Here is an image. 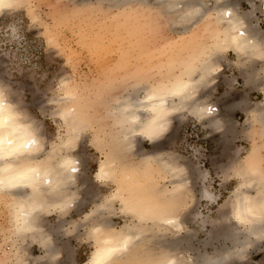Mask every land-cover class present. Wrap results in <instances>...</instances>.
<instances>
[{
  "label": "bare ground",
  "instance_id": "obj_1",
  "mask_svg": "<svg viewBox=\"0 0 264 264\" xmlns=\"http://www.w3.org/2000/svg\"><path fill=\"white\" fill-rule=\"evenodd\" d=\"M29 1L0 0V12ZM134 1L144 8L152 5L149 0ZM154 1L159 4L156 8L158 12L172 23L195 18L202 7L197 2H190L183 12L176 14V10L168 8L178 0ZM212 1L214 14H210L211 21L205 27L212 41L196 57L179 62V74L166 82L144 88L142 95L126 92L121 100L112 98L105 115L99 108L103 116L110 118L111 131L105 132V135H109L105 141L104 136L98 134L105 126L99 124L98 131L94 132L92 143L95 148L103 150L102 142L106 148L98 159L92 177L94 183L112 185V189L100 201H94L90 212L85 215L90 224L93 250L81 264L188 262L178 259L172 251H177L182 244L178 238L184 230L181 213L189 206L194 180L202 182L198 191L199 200L208 203L214 201L216 196L205 185L209 178L208 171L197 168L196 176H190L187 169L196 167L192 162L156 153L165 150V141L161 140L168 135L173 118L186 108L196 121L206 122L211 133L218 131L220 138L216 140L226 145V134L229 132L231 136L234 130L231 122L228 123L227 108L219 109L214 103L196 97V93L204 89L218 72L223 53L231 52L236 57V64L245 66L240 69L244 71L242 78L246 85L258 83L264 86V33L252 24L256 7L250 2L252 11L240 13L234 6L235 0ZM259 9L264 15V0H260ZM76 87L63 79L60 85L62 96L54 97V111L60 120V130L56 142L49 149L42 141L38 126L0 83V202L4 201L9 208L10 234L15 242L20 245L24 243L22 252L26 249L25 242L27 246L36 243L42 250L36 264L57 263L56 259L62 254L59 255L56 244L59 237L56 239V236L60 234L59 227L64 216L95 196L92 186L83 189L86 180H80V163L75 152L83 133L103 119L102 115L98 118L89 114ZM242 102V99L230 101L229 111ZM252 117L257 129L247 134H252L250 137L256 135L260 141L258 145L251 146L240 164L237 163L239 182L229 210L243 232L238 233L231 227L229 230L222 228L217 238L220 237L222 242L229 241L234 250L228 256L223 247L224 250L222 248L218 255L212 258L202 256L193 264H229L231 253L242 254L250 243L264 237V168L259 154V149L264 148V103L258 104ZM137 139L149 142L157 151L144 154L133 151ZM115 203L122 215L128 217L119 227L104 217L105 213L115 211ZM53 214L58 216L60 223L57 228H47L45 219ZM193 216L200 218L201 214L196 212ZM198 222L203 226L206 221L200 218ZM155 234L161 236L155 238ZM166 235H171L175 241H166ZM151 238H155L154 242H151ZM149 243H152V247H148ZM16 257V254H12L9 259L15 260L14 264L27 261L22 256ZM27 263L30 264L29 261Z\"/></svg>",
  "mask_w": 264,
  "mask_h": 264
},
{
  "label": "rangeland",
  "instance_id": "obj_2",
  "mask_svg": "<svg viewBox=\"0 0 264 264\" xmlns=\"http://www.w3.org/2000/svg\"><path fill=\"white\" fill-rule=\"evenodd\" d=\"M120 1L30 0L0 12V83L23 108L27 117L38 126L42 141L49 149L59 135L60 120L55 114L56 103L53 100L62 96L60 85L63 79L77 86L76 91L81 102L87 106L89 114L100 117L105 115L107 106L112 104V98L121 100L129 92L142 95L144 88L161 81L166 82L181 72L179 62H187L196 57L212 41L210 34L205 31L207 23L211 21L210 14H214L212 0H178L176 6L168 8L176 10V14L183 12L185 5L190 2H197L202 7L195 18L173 23L158 12L156 8L159 4L154 3V0H149L152 5L147 8L134 0ZM250 2L256 7L252 24L264 33V15L258 10L260 0H235L234 6L240 13H248L252 11ZM219 67L216 75L204 89L196 93V97L214 103L219 109L227 108L228 123L231 122L234 130L231 136L229 132L226 134V145L218 143V131H213L212 135L206 122L196 121L185 108L173 118L168 135L161 140L165 141V150L156 152L153 145L139 139L133 149L140 154L154 151L176 157L179 161L188 160L196 166L195 169H187L190 176H196L197 168L208 171L209 178L205 185L216 198L209 204L199 200L198 191L202 182L194 180L189 206L181 213L184 230L178 238L182 244L172 253L178 259L188 261L183 264H193L202 256L212 258L223 247L228 256L234 250L229 241L222 242L217 236L222 228L229 230L231 227L238 233L243 232L242 227L229 214L239 182L236 175L237 163L240 164L251 146L258 145L260 141L256 135L250 137L252 134L247 133L256 132L257 129L252 116L258 104L260 106L264 103L263 84L246 85L242 78L244 71L240 69L245 66L236 64V57L229 51L223 53ZM234 99L243 100L244 103L236 106L243 113L236 111L232 114L230 111L235 108L229 111V103ZM99 108H102V114ZM103 115L102 122L95 118L97 123L83 133L75 152L80 163V180H86L83 189L92 186L95 196L64 216L59 227L60 234L56 236V239L59 237L56 241L59 255L62 254L56 259V264H81L93 250L90 224L85 215L90 212L94 201L97 203L112 189V185L94 183L92 177L98 159L106 148L103 142V150L95 148L92 143L94 132L98 131L99 124L105 126L98 131L105 141L109 137L105 132L111 131L110 118ZM193 124H198L199 136H203L208 142L205 165H202L201 159H205L203 155H192L191 150L178 146L182 129ZM259 154L264 168V148L259 149ZM113 208L115 211L105 213L104 217L115 227L122 226L128 217L122 215L117 203ZM196 212L206 221L203 226L198 222L199 217L194 218ZM9 213L6 203L0 202V264H14L15 260L9 259L12 254H16V258L22 256L25 261L27 259L23 264H28V261L36 264L42 250L36 243L27 246L25 242L26 249L22 252L24 243L20 245L15 242L10 234ZM57 219L56 214L47 217L45 226L57 228L60 223ZM83 221L85 222L82 223ZM154 236L157 238L161 235ZM155 238H151V242ZM164 238L168 242L175 241L171 235ZM253 244L250 243L242 254L231 253L229 264H264V237ZM149 246L152 247V243Z\"/></svg>",
  "mask_w": 264,
  "mask_h": 264
},
{
  "label": "built area",
  "instance_id": "obj_3",
  "mask_svg": "<svg viewBox=\"0 0 264 264\" xmlns=\"http://www.w3.org/2000/svg\"><path fill=\"white\" fill-rule=\"evenodd\" d=\"M198 124H193L191 127L182 129L180 142L178 146L181 149H187L192 151V155H203L205 159L202 160V165L206 163V157L208 156V142L203 136H199ZM194 157V156H193Z\"/></svg>",
  "mask_w": 264,
  "mask_h": 264
},
{
  "label": "crops",
  "instance_id": "obj_4",
  "mask_svg": "<svg viewBox=\"0 0 264 264\" xmlns=\"http://www.w3.org/2000/svg\"><path fill=\"white\" fill-rule=\"evenodd\" d=\"M218 101H220V100H218ZM236 111H240V112H242L240 109H238V108H235V109H232V111H231V113L233 114V113H235ZM243 113V112H242ZM220 156V155H219ZM217 161H218V157H217ZM219 162V161H218ZM220 164V163H219Z\"/></svg>",
  "mask_w": 264,
  "mask_h": 264
}]
</instances>
